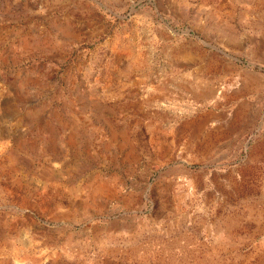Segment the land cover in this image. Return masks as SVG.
I'll use <instances>...</instances> for the list:
<instances>
[{
	"label": "rangeland",
	"instance_id": "rangeland-1",
	"mask_svg": "<svg viewBox=\"0 0 264 264\" xmlns=\"http://www.w3.org/2000/svg\"><path fill=\"white\" fill-rule=\"evenodd\" d=\"M0 264H264V0H0Z\"/></svg>",
	"mask_w": 264,
	"mask_h": 264
}]
</instances>
